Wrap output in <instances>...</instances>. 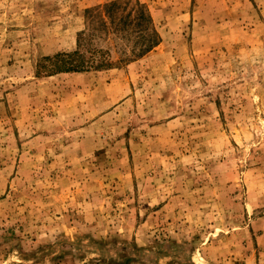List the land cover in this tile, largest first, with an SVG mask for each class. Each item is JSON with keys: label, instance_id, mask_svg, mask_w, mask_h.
Masks as SVG:
<instances>
[{"label": "rangeland", "instance_id": "obj_1", "mask_svg": "<svg viewBox=\"0 0 264 264\" xmlns=\"http://www.w3.org/2000/svg\"><path fill=\"white\" fill-rule=\"evenodd\" d=\"M0 264H264V0H0Z\"/></svg>", "mask_w": 264, "mask_h": 264}, {"label": "trees", "instance_id": "obj_2", "mask_svg": "<svg viewBox=\"0 0 264 264\" xmlns=\"http://www.w3.org/2000/svg\"><path fill=\"white\" fill-rule=\"evenodd\" d=\"M122 3L118 1H113L102 7H97L89 11V23L91 25H99L100 32L105 30L107 34L109 31L107 19L111 20L113 25V30L115 33L121 31H126L123 25H131L133 32L136 34L137 41L142 42L144 45L139 49V51H134V56L139 58L149 51H151L159 41L155 34L149 33L148 24L151 23V18L144 10V6L140 3H136L134 8L121 17L118 16L120 12H124L128 3ZM99 23V24H98ZM122 25V27H121ZM98 27H95L94 31ZM99 32V33H100ZM87 32L81 31L77 38V50L73 54H67L63 56H58L56 60V65L53 70L55 71H65V72H85L91 70H100L106 67L112 66V64L107 59H101L96 61L94 55L91 51L92 37ZM148 33V35H147ZM91 53L90 57H86L87 53Z\"/></svg>", "mask_w": 264, "mask_h": 264}]
</instances>
